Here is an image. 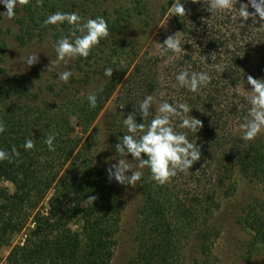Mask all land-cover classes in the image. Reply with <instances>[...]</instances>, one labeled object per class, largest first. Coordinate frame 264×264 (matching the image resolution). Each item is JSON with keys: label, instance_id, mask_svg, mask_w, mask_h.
Returning <instances> with one entry per match:
<instances>
[{"label": "trees", "instance_id": "1", "mask_svg": "<svg viewBox=\"0 0 264 264\" xmlns=\"http://www.w3.org/2000/svg\"><path fill=\"white\" fill-rule=\"evenodd\" d=\"M183 2L186 16L181 18L170 11L175 0L166 1L163 13L173 29L162 37V44L169 35L180 33L185 52L176 56L161 46L159 55L134 66L118 44L123 15L102 16L109 36L86 59L77 58L79 79L75 73L70 78L83 86L102 79L100 88L90 92L97 95L95 108L89 106V93L60 105L43 101L40 92L45 89L35 90V83L24 75L0 86V120L6 125L0 149L11 156V161L0 162V250L11 234L27 231L23 245L11 251L9 264L112 263L126 201L121 184L109 178L110 166L97 154L90 129L114 96L117 106L107 120L114 148L117 136L126 132L124 116L149 94L159 97L163 92L169 103H188L191 115L202 122L197 135L188 133L201 149L200 161L189 171L178 172L161 185L143 169L139 182L142 203L135 228L137 250L131 264H185L182 249L189 236H194L206 256L212 245L210 218L219 207L216 191L233 179L235 164L246 176L264 180V153L254 147L235 154L226 151L250 107L238 92L241 79L249 75L264 79V21L257 17L254 23L249 18L241 28L235 12L212 17L203 0ZM74 6L75 0H29L17 9V15L26 35L41 32L60 38L70 36L73 28L67 24L45 26L44 21L56 12L77 13ZM249 11H254L250 5ZM214 65L220 66L219 71ZM109 67L114 71L112 78L105 75ZM181 70L207 72L210 83L191 93L175 79ZM137 122L143 121L138 117ZM179 122L177 118L174 127ZM76 123L83 137L74 136ZM49 134L56 137L55 151H49L44 143ZM26 139L34 141V149L23 148ZM13 148L18 154H13ZM250 208L246 224L264 244V217L258 209Z\"/></svg>", "mask_w": 264, "mask_h": 264}, {"label": "rangeland", "instance_id": "2", "mask_svg": "<svg viewBox=\"0 0 264 264\" xmlns=\"http://www.w3.org/2000/svg\"><path fill=\"white\" fill-rule=\"evenodd\" d=\"M167 0H75L74 9L86 22L87 19L97 18L110 14L112 18L123 15L124 26L118 35V44L124 48V57L135 65L139 60L149 59L161 53L162 37L173 29L170 19L164 15L163 7ZM74 2V1H73ZM24 5L19 6L22 9ZM7 10L0 5V86H7L14 77L24 75L35 83V90L45 89L40 92V98L47 102H56L59 105L69 102V99L78 94L85 95L100 88L101 78L94 79L90 85H79L69 80L64 83L59 80V74L63 71L75 73L76 59L61 62L53 71L47 72L51 61L56 60L54 44L59 39L52 34L36 32L26 35L22 29L20 15L8 19ZM69 37L70 36H65ZM30 53H38V63L28 67L23 56ZM53 89V90H52ZM38 91V90H37ZM251 86L247 83V77L242 78L238 85V92L247 98ZM117 98L114 96L103 108L93 127L92 140L95 142L97 154L108 165L118 163L123 159L116 152L111 142L108 129V116L115 112ZM89 132V134H90ZM84 135V138L89 136ZM241 129L234 130V138L226 151L235 154L243 149L254 147L264 153V133L254 141L245 142L241 137ZM74 136L83 137L82 128L76 123ZM127 159L132 164V169L138 170L131 155ZM132 161V162H131ZM235 164V160L233 161ZM143 171V170H142ZM131 175V172L127 173ZM233 179L226 187H220L216 193L219 207L216 208L210 218L212 226L211 250L203 255L196 246L194 236L185 238L182 249V259L185 264H264V244L257 239L256 233L246 224L247 212L250 207L260 211L264 217V180L246 176L235 164ZM4 186L12 192L10 183ZM126 201L122 213L120 227L117 233V247L111 264H131L136 254L135 228L137 211L142 203V195L139 182L135 186L121 185ZM32 226L31 223L28 224ZM26 230L11 234L6 244L0 250L1 264H9L8 257L15 246L23 245Z\"/></svg>", "mask_w": 264, "mask_h": 264}, {"label": "clouds", "instance_id": "3", "mask_svg": "<svg viewBox=\"0 0 264 264\" xmlns=\"http://www.w3.org/2000/svg\"><path fill=\"white\" fill-rule=\"evenodd\" d=\"M192 3H201V0H191ZM29 0H0V5L6 8L3 13L8 19H13L17 15L19 6L26 5ZM207 10L212 17L218 13L233 15L234 12L240 17V27H244L246 21L251 18L253 22L264 21V0H248V3H241V0H208L205 3ZM239 4V8H237ZM249 5L253 12L249 11ZM173 16L181 18L186 16L183 0H175L170 7ZM45 26L59 27L67 24L73 28L71 38L63 37L56 41L54 50L56 60L51 61L47 72L53 71L61 62H67L79 57L87 58L94 47L100 44L102 39L109 36L107 22L103 17L96 19L83 18L75 12H56L47 17L44 21ZM261 27H264L262 25ZM79 33V35H77ZM165 52H170L176 56L185 52L182 47L180 33L169 35L159 44ZM24 63L31 67L38 63L39 54L30 53L22 57ZM171 58V57H170ZM202 61L205 59L201 58ZM219 71L220 66L214 65ZM113 69L106 68L105 75L109 78L113 76ZM73 76L71 71H63L59 74V80L68 83ZM181 88H185L191 93H198L206 87L211 80L207 72H189L181 70L175 77ZM247 83L251 86L248 91L247 103L250 105L244 122L239 125L241 129V139L245 142L254 141L260 134L264 133V79H255L251 75L247 77ZM89 106H97V95L89 93L87 96ZM192 108L186 102L169 103L164 99V93L159 97L154 94L144 96L138 104H134L133 110L124 116L123 128L126 130L122 136H117L118 143L115 150L118 155L125 157L118 159V163L111 165L108 169L110 179H115L121 185L135 186L141 181L144 173L143 169L150 171L151 179L163 185L178 172L189 171L193 165L201 159V149L193 143L188 133L196 134L202 128V122L195 118ZM138 117L143 121L138 123ZM75 119V117H73ZM179 119V124L174 127V121ZM186 131H177L176 128ZM6 132V125L0 120V135ZM54 134H49L44 140L49 151H55ZM35 144L32 139H26L23 148L34 149ZM13 154H18L15 148ZM131 155L138 170L132 169V164L127 159ZM11 161V156L6 151L0 149V162ZM131 172V175L127 173Z\"/></svg>", "mask_w": 264, "mask_h": 264}]
</instances>
